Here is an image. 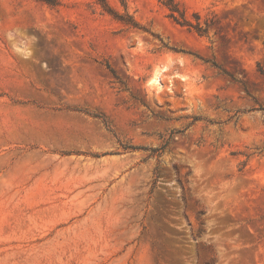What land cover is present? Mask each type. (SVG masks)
I'll return each mask as SVG.
<instances>
[{
    "label": "rangeland",
    "instance_id": "374dc122",
    "mask_svg": "<svg viewBox=\"0 0 264 264\" xmlns=\"http://www.w3.org/2000/svg\"><path fill=\"white\" fill-rule=\"evenodd\" d=\"M52 1L0 0V264H264V0Z\"/></svg>",
    "mask_w": 264,
    "mask_h": 264
},
{
    "label": "trees",
    "instance_id": "16d2710c",
    "mask_svg": "<svg viewBox=\"0 0 264 264\" xmlns=\"http://www.w3.org/2000/svg\"><path fill=\"white\" fill-rule=\"evenodd\" d=\"M96 1L101 5V7L107 13L112 14L113 16L119 18L120 20H122L126 24H129L132 27L141 28L139 24L137 23V21H135L134 19H131L129 16L124 17L122 15H119L116 11H114L110 7V5L107 3L106 0H96ZM47 2L53 3L52 0H47ZM163 3L169 10L170 17H172L176 22H179L180 24L186 25L190 28H193L197 33L202 34L206 32L208 28V23L205 21L204 24H202L200 21L199 14L194 13L195 19L194 21H192L185 15V11L181 10L178 7L177 3L174 0H166ZM164 147L165 145L163 144L158 148L151 149V151L152 153L159 156V154L161 153L162 149H164Z\"/></svg>",
    "mask_w": 264,
    "mask_h": 264
},
{
    "label": "bare ground",
    "instance_id": "6f19581e",
    "mask_svg": "<svg viewBox=\"0 0 264 264\" xmlns=\"http://www.w3.org/2000/svg\"><path fill=\"white\" fill-rule=\"evenodd\" d=\"M165 71V69H162V70H160V71H158L156 74H155V76H154V80H155V82H157V83H159L160 84V80H161V78H162V73ZM32 117V116H31ZM17 118V117H16ZM14 120V119H13ZM32 122V121H31ZM59 122V121H58ZM24 123V122H23ZM34 123V122H33ZM38 124V123H37ZM35 126V125H34ZM53 126V125H52ZM32 127V126H31ZM42 128V127H41ZM36 129V128H35ZM56 132V131H55ZM11 133V132H10ZM48 134V133H47ZM9 136V135H8ZM30 156V155H29ZM29 158V157H28ZM25 159V158H24ZM30 159V158H29ZM29 162H30V160H29ZM29 162H27V161H24V162H22L21 164H19V166H18V170H19V172L21 173H25V172H27L28 171V167L30 166L29 165ZM17 168V167H16ZM33 168V167H32ZM30 169V168H29ZM21 175V174H20Z\"/></svg>",
    "mask_w": 264,
    "mask_h": 264
}]
</instances>
